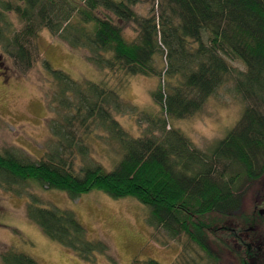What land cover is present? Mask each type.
Instances as JSON below:
<instances>
[{
  "label": "trees",
  "instance_id": "trees-1",
  "mask_svg": "<svg viewBox=\"0 0 264 264\" xmlns=\"http://www.w3.org/2000/svg\"><path fill=\"white\" fill-rule=\"evenodd\" d=\"M142 1L151 5L146 16L132 8ZM109 13L133 23L136 37L126 40ZM42 29L83 50L99 70L124 76L159 75L155 57L166 50L165 85H157L151 98L175 119L196 112L232 76L224 57H235L246 67L232 76L244 104L234 126L208 152L193 147L177 129L161 139L133 137L112 114L135 108L120 100L118 88L104 81L79 84L44 61L54 86L52 102L63 111L51 123L54 146L35 162L0 150V187L27 197V218L45 236L94 263L93 254H104L106 245L87 239L71 210L24 193L25 184L35 181L71 198L91 190L114 199L131 196L147 206L150 226L170 238L186 235L210 257L207 264H219L221 253L238 264H264V215L253 208L241 212L239 193L245 182L264 173V0H0V50L18 72L36 61L31 42ZM93 124L107 130L121 152L108 171L100 164L75 170L68 156L73 150L88 154L87 146L77 142V129L86 134ZM0 259L2 264H37L11 248ZM140 264L160 263L148 259Z\"/></svg>",
  "mask_w": 264,
  "mask_h": 264
},
{
  "label": "rangeland",
  "instance_id": "rangeland-1",
  "mask_svg": "<svg viewBox=\"0 0 264 264\" xmlns=\"http://www.w3.org/2000/svg\"><path fill=\"white\" fill-rule=\"evenodd\" d=\"M132 8L139 15L146 16L151 5L142 1ZM108 15L121 26L126 40L136 37L137 29L133 23ZM9 19L15 26H20L13 14ZM31 49L36 61L26 72H18L12 59L0 50V150L13 151L26 160L38 161L54 146L51 123L60 120L63 112L56 101L52 102L54 86L50 84L44 61L79 84L104 81L109 88H118L120 100L135 108L112 110V114L133 137L147 134L161 139L167 131L177 129L193 147L208 152L234 126L244 104L233 89L232 76L238 71L244 72L246 67L235 57H224L232 76L208 96L196 112L175 119L167 116L151 98V91L157 85H165L166 50L155 57L159 75L124 76L109 69L99 70L84 58L83 50L70 48L46 29L32 40ZM76 137L77 142L87 146L88 154L78 156L73 150L72 157L67 158L73 169L95 164L102 165L105 171L112 168L121 150L107 130L93 124L86 134L82 127L78 128ZM24 193H35L49 205L71 210L83 226L87 239L102 241L107 247L106 252L93 254L94 263L81 260L70 249L45 236L27 218L26 196L12 194L0 187V255L11 248L33 258L37 264H133L135 260L140 264L148 259L160 264L211 262L210 257L186 235L170 238L163 229L150 226L146 220L149 216L147 206L131 196L114 199L100 190H91L71 198L64 191L49 189L35 181L25 184ZM239 193L241 212L251 211L256 204L259 208L264 207V173L257 180L245 182ZM218 263L238 264V260L221 253Z\"/></svg>",
  "mask_w": 264,
  "mask_h": 264
},
{
  "label": "water",
  "instance_id": "water-1",
  "mask_svg": "<svg viewBox=\"0 0 264 264\" xmlns=\"http://www.w3.org/2000/svg\"><path fill=\"white\" fill-rule=\"evenodd\" d=\"M258 214L259 215H264V207L258 209Z\"/></svg>",
  "mask_w": 264,
  "mask_h": 264
},
{
  "label": "flooded vegetation",
  "instance_id": "flooded-vegetation-1",
  "mask_svg": "<svg viewBox=\"0 0 264 264\" xmlns=\"http://www.w3.org/2000/svg\"><path fill=\"white\" fill-rule=\"evenodd\" d=\"M254 210H256L257 211V213H258V209H260L258 206H257V204L254 206V208H253Z\"/></svg>",
  "mask_w": 264,
  "mask_h": 264
}]
</instances>
